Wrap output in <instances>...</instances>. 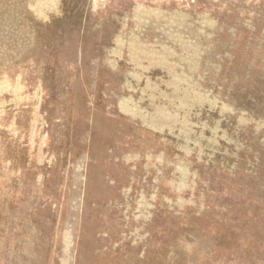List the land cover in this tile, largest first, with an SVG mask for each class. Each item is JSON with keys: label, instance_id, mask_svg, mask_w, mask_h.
<instances>
[{"label": "rangeland", "instance_id": "obj_1", "mask_svg": "<svg viewBox=\"0 0 264 264\" xmlns=\"http://www.w3.org/2000/svg\"><path fill=\"white\" fill-rule=\"evenodd\" d=\"M0 264H264V0H0Z\"/></svg>", "mask_w": 264, "mask_h": 264}]
</instances>
